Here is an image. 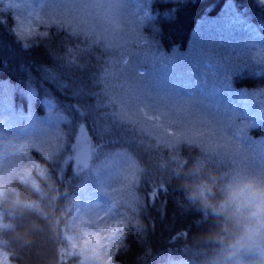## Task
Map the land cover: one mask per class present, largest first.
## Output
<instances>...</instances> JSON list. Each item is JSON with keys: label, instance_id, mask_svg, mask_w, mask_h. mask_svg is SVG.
Returning a JSON list of instances; mask_svg holds the SVG:
<instances>
[{"label": "trees", "instance_id": "16d2710c", "mask_svg": "<svg viewBox=\"0 0 264 264\" xmlns=\"http://www.w3.org/2000/svg\"><path fill=\"white\" fill-rule=\"evenodd\" d=\"M113 1L0 5V133L18 122L34 138L27 149L0 148V182L31 179L36 191L13 186L47 213L11 218L19 228L40 227L25 247L5 233L0 243L8 264H81L87 245L105 252L102 264H193L189 243L211 221L185 199V175L177 177L176 169L204 159L207 169L228 172L237 157L212 152L194 139L192 125L190 134L180 133L184 123L172 114L145 120L149 108L136 100L146 99L147 86V99L180 89L188 98L227 102L242 125L237 138L264 147V6L258 0H118L125 18ZM237 15L263 27V38L252 40L232 25ZM128 21L135 33L119 26ZM21 25L33 33L21 39ZM81 126L97 154L77 174L71 158ZM109 205L114 212H105ZM110 221L122 230L106 231ZM89 233L100 237V246L86 243Z\"/></svg>", "mask_w": 264, "mask_h": 264}, {"label": "clouds", "instance_id": "9594fccd", "mask_svg": "<svg viewBox=\"0 0 264 264\" xmlns=\"http://www.w3.org/2000/svg\"><path fill=\"white\" fill-rule=\"evenodd\" d=\"M206 165L207 161L200 159L188 169H176L177 177L181 172L185 175L180 182L185 199L211 221L193 234L187 259L193 264H264V171L234 168L217 172ZM46 171L43 167L38 169L45 179ZM15 183H22L31 191L39 187L31 179L0 182V239L12 232L13 239L25 247L40 226L33 222L19 228L10 223L11 218L26 214L43 218L47 213L38 199L22 196L13 186ZM5 251L0 243V255ZM81 264H86V258Z\"/></svg>", "mask_w": 264, "mask_h": 264}, {"label": "rangeland", "instance_id": "374dc122", "mask_svg": "<svg viewBox=\"0 0 264 264\" xmlns=\"http://www.w3.org/2000/svg\"><path fill=\"white\" fill-rule=\"evenodd\" d=\"M4 1L5 0H2L0 5L4 3ZM112 5L116 7L117 15L120 16V18L122 16L125 18L126 13L123 7H119L122 5L121 2L115 0L112 2ZM238 21L239 20L236 18L234 21H231V23L232 25L236 23L240 24ZM119 26L122 28L130 27L133 33H135V26L131 21L126 22L123 26L120 22ZM246 28L248 27H245V29ZM249 34L252 35L253 38H262L260 28H252ZM150 89L151 87L147 86L146 99H137L136 103L138 104L140 101L145 103L151 115L168 118L172 114L178 117L185 126L183 129H180L179 132H183L184 134H190L189 127L192 125L196 131V137L194 139L203 141L212 152L220 153L227 158L233 157L232 159H234V157H237L235 159L237 163H232V169L245 168L251 171H264V147H258L251 144L246 139L241 140L237 138V132L240 131V129L242 131V125L235 122L233 115L227 109V102L220 103L216 100H206L203 97L195 96L188 98L183 96V92L180 89L172 92L159 91L153 98L151 97L149 99L148 97L147 99ZM154 91L156 92V90ZM239 98V102L246 104L245 109H247L248 100L245 95ZM261 117L264 119V112H261ZM83 128L84 132L82 133L79 131L78 133L71 158L74 162V168L77 174H81L90 166L96 152L91 138L86 132L85 127ZM33 139L29 127L15 122V130L8 133H0V148L6 149L10 147L11 149H15L20 147L22 149H27L30 147V142L33 141ZM85 140H87V143H85ZM33 167L37 168L38 164L34 163ZM105 169L107 168L105 167ZM104 187L107 186L104 185ZM105 210L107 213H111L114 207L109 206ZM109 228L118 229L117 231L122 230L119 221L108 222L105 230L108 231ZM104 253L103 251H95L90 245H87V251L84 255L86 264H102Z\"/></svg>", "mask_w": 264, "mask_h": 264}, {"label": "snow or ice", "instance_id": "6c2138e0", "mask_svg": "<svg viewBox=\"0 0 264 264\" xmlns=\"http://www.w3.org/2000/svg\"><path fill=\"white\" fill-rule=\"evenodd\" d=\"M0 2H2V0H0ZM147 2H151V0H147ZM259 3L261 5H264V0H259ZM17 34L21 37V39H24L28 36H30L34 29L32 28H25L24 25H21L19 28H17ZM27 47V45H25ZM123 102V101H122ZM140 104H143L142 101H140ZM48 107L50 110H55V103L54 102H49L48 103ZM113 107H115V105L113 104ZM79 115H84L85 117H87L88 113H79ZM143 118L145 120H155L158 118V115H151L148 112H145L142 114ZM58 120H64V117L62 116H58L57 117ZM80 131L83 133L84 132V128L81 126ZM85 143H87V140H85ZM86 162V161H85ZM118 229H113V228H109L108 231L112 232L113 235L115 234V231H117ZM86 243L88 244H93V245H97L100 246V237L93 235L91 233L87 234V240ZM0 264H8V258L6 256H2L0 255Z\"/></svg>", "mask_w": 264, "mask_h": 264}]
</instances>
